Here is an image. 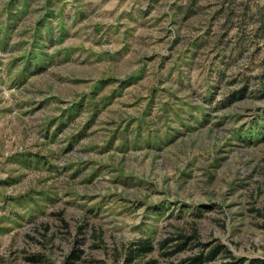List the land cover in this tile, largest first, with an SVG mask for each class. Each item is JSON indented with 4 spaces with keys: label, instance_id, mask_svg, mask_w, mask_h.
Instances as JSON below:
<instances>
[{
    "label": "rangeland",
    "instance_id": "1",
    "mask_svg": "<svg viewBox=\"0 0 264 264\" xmlns=\"http://www.w3.org/2000/svg\"><path fill=\"white\" fill-rule=\"evenodd\" d=\"M216 244L264 260V0H0V264Z\"/></svg>",
    "mask_w": 264,
    "mask_h": 264
},
{
    "label": "trees",
    "instance_id": "2",
    "mask_svg": "<svg viewBox=\"0 0 264 264\" xmlns=\"http://www.w3.org/2000/svg\"><path fill=\"white\" fill-rule=\"evenodd\" d=\"M145 247H142V249H145ZM221 248H222L221 245L216 244L209 247L206 251L200 250L196 254L189 256L185 259L179 260L178 262L172 264H206L207 262H210L215 259L217 254H219L222 251ZM146 249L149 248L146 247ZM80 253H81L80 249L73 250L66 264H72L74 259L79 257ZM133 256L134 254L131 252L129 258L132 260ZM245 260L246 259L243 257L240 258L228 257L227 260L222 261L219 264H244ZM248 264H264V260L251 258L248 260Z\"/></svg>",
    "mask_w": 264,
    "mask_h": 264
}]
</instances>
